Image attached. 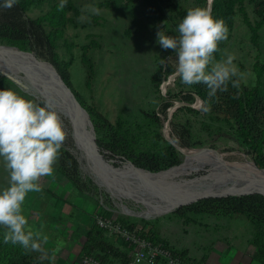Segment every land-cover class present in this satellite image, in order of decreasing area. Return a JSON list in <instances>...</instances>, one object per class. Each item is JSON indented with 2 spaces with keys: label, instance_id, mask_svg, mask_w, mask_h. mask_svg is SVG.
I'll list each match as a JSON object with an SVG mask.
<instances>
[{
  "label": "rangeland",
  "instance_id": "rangeland-1",
  "mask_svg": "<svg viewBox=\"0 0 264 264\" xmlns=\"http://www.w3.org/2000/svg\"><path fill=\"white\" fill-rule=\"evenodd\" d=\"M17 2H25L24 9L12 12L0 7V25L35 20L44 34L52 36L74 87L101 115L95 121V140L101 141L100 145L97 140L96 143L106 160L117 166L131 161L143 168H165L174 164L170 163L175 157V164L182 160L178 146L204 147L223 152L228 160L248 159L264 167L256 163L260 159L252 146L251 136H244L232 115L234 107L226 97L228 90L217 91V103L209 105L205 112L196 84L185 85L178 76L174 77L176 71L167 72L169 67H176V52L161 48L157 32L178 36L177 26L186 14L181 17L177 10L187 12L197 6L208 7V0H133L130 3L126 0H67L62 10H58L60 0ZM157 2L161 6L159 17L153 11ZM253 3L254 0H243L252 24L258 18L253 12ZM92 5L99 9L98 15L87 10ZM227 29V39L218 43L213 54L214 62L233 55L240 84L248 89L258 86L257 94L263 102L258 116L253 119L251 108L245 107V113L253 120V134H257L264 127V23L258 26L254 40L238 10L233 25ZM4 32L5 28L0 26V33ZM34 32L40 30L29 29L24 38L0 36V43L20 45L45 57L48 53L36 43ZM259 68L262 73L258 83ZM0 89H12L36 103L42 104L45 100L27 80L17 81L2 71ZM165 104L168 105L166 109L163 108ZM56 111L66 132L60 150L77 158V176L82 187H77L64 173L58 155L53 175L41 177L42 190L29 193L23 206L29 227L34 232L42 231L48 240L41 244L40 251H26L19 244L5 243V228L0 226V264H20L19 257L13 261L7 259L14 249L47 264H81L82 254H99V250H107V253L111 250L124 258L125 254L118 251L120 237L110 228L100 226L97 219L101 216L115 222L119 219L129 221L132 227L146 226L157 241L196 258L201 264H264V250L260 251L264 244L263 220L247 212L227 211L220 202H215L207 211L192 209L204 199L234 195L206 196L180 204L171 211L148 216L125 213L123 204L143 213L160 197L153 191H145L146 195L139 198L120 200L104 182L97 181L83 169L67 114ZM69 137L72 145L68 143ZM171 145L175 147V155ZM204 172L206 169H201L192 176ZM8 181V171L0 158V189L7 187ZM133 182L127 185L134 188L141 184ZM112 183L116 189L123 190L122 184ZM176 189L178 186L172 185L164 192Z\"/></svg>",
  "mask_w": 264,
  "mask_h": 264
},
{
  "label": "clouds",
  "instance_id": "clouds-1",
  "mask_svg": "<svg viewBox=\"0 0 264 264\" xmlns=\"http://www.w3.org/2000/svg\"><path fill=\"white\" fill-rule=\"evenodd\" d=\"M60 0L58 10L66 6ZM17 0H3L0 7L10 9ZM211 3V0H208ZM88 11L99 14L94 5ZM178 36L157 32L161 48L176 52V75L188 86L204 84L211 99L217 91H227L229 83L239 87L234 56L214 62L218 43L227 39L228 29L222 19L214 18L210 7L187 10L177 26ZM202 110L207 112L205 101ZM66 132L50 99L36 103L12 89H0V158L9 174L8 186L0 189V226L5 228L4 242L19 244L26 251H40L48 240L42 231H33L24 215L29 193L42 190L41 177L52 176Z\"/></svg>",
  "mask_w": 264,
  "mask_h": 264
},
{
  "label": "bare ground",
  "instance_id": "bare-ground-1",
  "mask_svg": "<svg viewBox=\"0 0 264 264\" xmlns=\"http://www.w3.org/2000/svg\"><path fill=\"white\" fill-rule=\"evenodd\" d=\"M40 60L27 50L13 45L3 46L0 43V71L17 81L27 80L34 91L43 98L50 99L56 109L67 113L56 89L43 76L38 75V68L41 67ZM89 129L87 122H83L76 125L73 132L84 170L89 171L97 181L104 182L120 200L128 197L139 198L146 195L145 191H153L160 197L143 213H138L123 204L122 208L125 213L148 216L171 211L180 204L206 196L249 192L264 194V167L256 165L251 160H228L223 156V152L219 153L204 147L183 148L178 146L183 154L182 160L158 171H144L143 167L131 162L117 166L99 157L92 150V143L89 142ZM201 169H206V172L192 176L194 172ZM133 181H138L144 186L140 184L138 187H129L127 183H135ZM112 182L122 184L123 190L113 187ZM172 185L178 186L177 191L164 192Z\"/></svg>",
  "mask_w": 264,
  "mask_h": 264
},
{
  "label": "trees",
  "instance_id": "trees-1",
  "mask_svg": "<svg viewBox=\"0 0 264 264\" xmlns=\"http://www.w3.org/2000/svg\"><path fill=\"white\" fill-rule=\"evenodd\" d=\"M133 0H126L127 3H130ZM158 1V0H157ZM164 2V0H159ZM170 3V2H168ZM254 6H253V12L256 14L257 21L252 24L251 21L248 18V14L244 10L243 6V0H212L211 5V12L214 18L222 19L227 26V28L231 27L234 23V18L237 14V11H241L243 15L244 22L249 27V29L252 32V37L255 40L257 38V28L261 23H264V0H254ZM25 2H17L12 8L9 10L12 12L15 11H21V9H24ZM239 7H238V6ZM154 10L156 12L157 17H159V14L161 13V6L157 3H155ZM238 7V8H237ZM63 12V11H62ZM178 14L183 17L184 14H186V11H183L181 9L177 10ZM5 28L4 33H0L1 37L6 38H24L25 33L29 31V29L34 30H40V32H34L33 36L36 37V43L45 48L47 51V56L40 57L37 56L40 59H45L50 62H52L55 67L58 69L59 73L63 77L64 81L72 88L74 94L76 95L77 99L80 101V103L86 108L88 111L90 118L92 122L94 123L95 130L97 132V127L95 125V121L97 118H100V114L92 107H90L86 101L83 99L82 94L74 87L70 73L68 71V68L66 69L64 62L59 58V55L55 49L54 46V39L49 34H44V31L39 24V22H36L35 20H28L23 24L20 23H14V22H4L2 25H0ZM19 48L25 50L20 45H17ZM28 51V50H27ZM264 67V65L262 66ZM176 70V67L171 66L168 68L167 72L168 74H171ZM262 73V68H259L257 70V81L260 82ZM177 78V77H176ZM175 78V79H176ZM233 79H238L237 77H234ZM239 81V80H238ZM197 91L202 98L203 102L207 101L208 104L211 106H215V104L218 101V97L215 95L211 99L208 97V89L206 85H203L202 83L196 84ZM228 92L226 94V97L228 99V102L231 103V106L234 107L233 116L236 119L238 123V127L240 128V131L244 133V136H251L252 138V146L256 149V154L259 157L260 160H256V163L263 165L264 164V127L257 132V134L254 133L253 128V120L252 118L248 117L247 113H245V107L251 108L252 110V117L253 119L257 117L258 112L260 109H262V98L261 96H258V86L248 89L247 87L243 86L239 82V87H233L231 83L228 85ZM263 97V96H262ZM168 105L165 104L163 108H167ZM165 111V110H164ZM156 121L160 120L158 116H152ZM109 125L110 122L108 120H105ZM98 145L101 144V141L96 138ZM69 145H72L71 138L69 137L68 140ZM172 144V143H171ZM183 144V143H181ZM174 145V144H173ZM171 145L172 154L175 155V147ZM185 145V144H184ZM189 148V147H186ZM181 152V151H180ZM163 154H167V152H164ZM177 162V157L173 158L170 164ZM59 164L64 171V173L70 178V180L77 186L82 187L81 180L77 176V167H78V161L75 156L70 154L68 151H61L59 152ZM173 165V164H172ZM171 166V165H170ZM169 167V166H168ZM167 168V167H165ZM146 169H150L153 171H158L164 168L156 167V166H148ZM230 195V194H229ZM215 202H220L221 205H224L227 208V211L231 212H247L252 214L254 218L257 220H263L264 221V194L262 193H251V194H243V195H234V196H226V197H214V198H207L196 204L192 207V209H196L199 211H207L209 210ZM190 210V209H188ZM119 222L127 225L130 228H134L130 225L129 221H124L123 219H119ZM138 226V225H137ZM135 226V227H137ZM145 227V229H140V232L146 233L150 238H152L154 241L159 242L154 238L149 230L148 227ZM141 227V228H142ZM161 243V242H159ZM164 244V243H162ZM166 246H170L169 244H164ZM120 248H118V251H121L125 254V257L118 255L110 250V253H107V250H99L95 254L93 252H87L88 254H93L97 257H101L104 260H114L118 262L119 264H128V252H129V245L125 242L120 243ZM121 249V250H120ZM124 249V250H123ZM177 250V249H176ZM264 250V244H261L260 251ZM182 256H186L188 258H192L194 260H197L196 258L190 257L189 255L184 254L183 252L177 250ZM16 257L20 258V264H47L46 261L40 260L38 258H35L31 255H28L26 253L21 252L20 250L14 249L11 251V254L8 256V260H16ZM200 263V262H199ZM201 264V263H200Z\"/></svg>",
  "mask_w": 264,
  "mask_h": 264
},
{
  "label": "built area",
  "instance_id": "built-area-1",
  "mask_svg": "<svg viewBox=\"0 0 264 264\" xmlns=\"http://www.w3.org/2000/svg\"><path fill=\"white\" fill-rule=\"evenodd\" d=\"M103 228H110L117 233L122 242L129 245L128 264H200L198 260L182 256L176 248L154 241L146 233L140 232L145 227L130 228L127 225L107 217H98ZM142 227V228H141ZM81 264H119L114 260H104L93 254L84 253Z\"/></svg>",
  "mask_w": 264,
  "mask_h": 264
},
{
  "label": "water",
  "instance_id": "water-1",
  "mask_svg": "<svg viewBox=\"0 0 264 264\" xmlns=\"http://www.w3.org/2000/svg\"><path fill=\"white\" fill-rule=\"evenodd\" d=\"M211 5H212V0H211L210 4L208 3V7H210V9H211ZM1 45L10 46L8 44H1ZM29 52L34 54L31 51H29ZM39 64H41V67L38 68V71H39L38 75L43 76L46 80H48L52 84V86L59 93V95H60V97H61V99H62V101H63V103L67 109L66 114L69 118L72 138H74L73 132L76 128V125H80L83 122H87V124L90 126L89 142L92 143V150H94V152L99 157L106 159L98 150V146H97V143L95 140V130H94V126H93L92 120L90 118V115H89L88 111L86 110V108L77 99L72 88L64 81V79L61 76V74L59 73L58 69L55 67V65L52 62L45 60V59H41L39 61ZM174 77H177L176 72H175ZM142 169L144 171L154 172L153 170H150V169H146V168H142ZM249 193H253V192H249ZM249 193H239L236 195L249 194ZM258 193H261V192H258Z\"/></svg>",
  "mask_w": 264,
  "mask_h": 264
}]
</instances>
